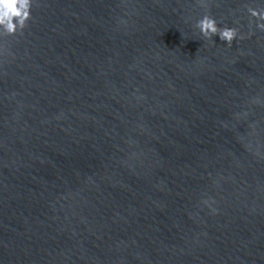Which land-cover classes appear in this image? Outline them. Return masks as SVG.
<instances>
[{"label": "water", "instance_id": "obj_1", "mask_svg": "<svg viewBox=\"0 0 264 264\" xmlns=\"http://www.w3.org/2000/svg\"><path fill=\"white\" fill-rule=\"evenodd\" d=\"M0 264H264V0H30L0 29Z\"/></svg>", "mask_w": 264, "mask_h": 264}, {"label": "clouds", "instance_id": "obj_2", "mask_svg": "<svg viewBox=\"0 0 264 264\" xmlns=\"http://www.w3.org/2000/svg\"><path fill=\"white\" fill-rule=\"evenodd\" d=\"M29 16L30 0H0V29L3 31L11 34L16 32L18 27L22 29ZM195 27L208 39L218 34L221 40L227 42V45H231L236 39L234 29L221 30L215 19L207 15L197 20Z\"/></svg>", "mask_w": 264, "mask_h": 264}]
</instances>
